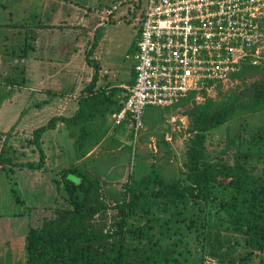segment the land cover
I'll list each match as a JSON object with an SVG mask.
<instances>
[{"label": "rangeland", "instance_id": "1", "mask_svg": "<svg viewBox=\"0 0 264 264\" xmlns=\"http://www.w3.org/2000/svg\"><path fill=\"white\" fill-rule=\"evenodd\" d=\"M46 1L0 0V154L17 164L39 161L33 132L54 114L49 111L44 116L43 101L26 79V58L35 52L37 37L31 32L43 22ZM49 1L86 7L88 14L108 4L119 5L118 19L98 33V56L102 65L126 69L122 76L131 73L147 0ZM241 74L204 97L188 98L167 109L147 107L145 128L137 142L130 134L125 136L127 142H113L115 137L98 142L110 129L122 126L115 123V112L102 107V113L87 115L80 123L44 137V171L0 165V264L28 263L26 238L30 229L65 228L74 211L66 191L71 170L95 187L89 209L96 211L85 222L88 233L107 236L86 245L84 264H120L122 247V264L141 262L156 250L164 259L155 264H264V253L248 246L226 213L203 201L189 199L149 214L138 212L129 218L127 228L143 229L145 238L141 233L127 236L123 246L121 236L116 235L121 223L116 206L127 199L125 186L156 174L169 183H186L195 116L224 105L235 106L239 112L209 133L207 160L217 156L227 167L243 168L256 183V193H264V102L256 97L264 91V72L245 68ZM216 192L225 199L233 195L232 189Z\"/></svg>", "mask_w": 264, "mask_h": 264}, {"label": "built area", "instance_id": "2", "mask_svg": "<svg viewBox=\"0 0 264 264\" xmlns=\"http://www.w3.org/2000/svg\"><path fill=\"white\" fill-rule=\"evenodd\" d=\"M118 10H100L102 25ZM140 21L134 83L114 117L130 124L135 142L147 107L171 108L264 68V0H147Z\"/></svg>", "mask_w": 264, "mask_h": 264}, {"label": "trees", "instance_id": "3", "mask_svg": "<svg viewBox=\"0 0 264 264\" xmlns=\"http://www.w3.org/2000/svg\"><path fill=\"white\" fill-rule=\"evenodd\" d=\"M89 63L91 64L90 61ZM261 70L264 72V68ZM241 76L240 73L237 78ZM96 77L91 86L87 88L88 91L95 86ZM256 97L264 102V91H259ZM123 102L117 113L123 108ZM87 109L86 106H82L78 114L72 118L53 117L47 125L33 132V143L40 153L39 161L17 164L2 153L0 154V165L44 171L47 165V156L42 142L44 134L55 130L60 122L70 127L85 120L89 115ZM238 112L237 107L224 105L214 111L200 112L195 116V136L191 139L187 151L186 183L180 181L169 183L161 175L156 174L143 179L140 183L134 185L130 183L125 186L127 199L116 206L121 216L120 230L116 235L121 236L123 246L127 236L141 233L145 238L143 229L127 228L131 216L142 211L149 214L160 207L178 206L179 203L192 199L218 205L226 213L235 231L246 237L248 246L264 253V193H256V183L243 168L227 167L218 162L217 156H214L213 160H207L209 133L226 124ZM67 176L66 191L73 203L74 211L62 230L58 229V226H51V228L42 226L41 230L38 228L29 230L26 238V250L29 257L27 264H50L52 262L84 264L88 257L85 250L86 245L106 240L107 236L104 234L88 233L85 226L87 218L96 211L92 207L89 209L95 187L73 170ZM220 188L232 189L231 198H221L216 192V189ZM241 196L243 199L240 198ZM123 251L124 247L120 248V264L125 260V251ZM161 255L160 250L152 251L150 256H146L136 264L159 263L164 259Z\"/></svg>", "mask_w": 264, "mask_h": 264}, {"label": "crops", "instance_id": "4", "mask_svg": "<svg viewBox=\"0 0 264 264\" xmlns=\"http://www.w3.org/2000/svg\"><path fill=\"white\" fill-rule=\"evenodd\" d=\"M114 5L116 3L105 5L88 14L86 9L89 8L79 7L73 3L56 1L54 4L47 0L44 4L43 22L41 21L40 26L31 32L37 35L33 44L35 52H31L26 58L28 71L26 79L32 85V89L38 91L43 101L44 116L50 111L54 113L52 118L56 116L72 118L78 114L82 106L88 108L89 115L102 113L103 111L100 112L102 107L108 108L110 113H117L125 99L126 87L133 85L135 75L133 69L131 73L122 76L121 71L126 69L102 65L98 56L101 49L99 31L118 19L115 14L111 22L102 25L99 11ZM61 55L64 56V60L60 59ZM95 77V86L88 91L87 88L91 86ZM52 118L38 128L47 125ZM128 124L125 123L114 130L110 129L106 137L99 139L98 142H109L107 139L111 137L115 139L118 137V140L113 139V142H127L125 136L133 135ZM66 127L69 126L60 122L55 130L49 132ZM49 132L44 134L42 142ZM91 154L88 157H91Z\"/></svg>", "mask_w": 264, "mask_h": 264}]
</instances>
